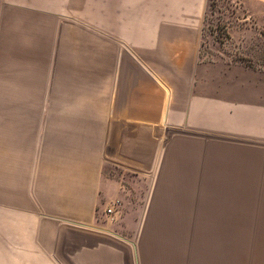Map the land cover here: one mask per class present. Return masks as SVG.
I'll return each mask as SVG.
<instances>
[{"label":"crops","instance_id":"crops-1","mask_svg":"<svg viewBox=\"0 0 264 264\" xmlns=\"http://www.w3.org/2000/svg\"><path fill=\"white\" fill-rule=\"evenodd\" d=\"M206 2L0 0V264H60V224L97 227L120 46L165 87L173 131L135 264H264V71L198 60Z\"/></svg>","mask_w":264,"mask_h":264},{"label":"water","instance_id":"water-1","mask_svg":"<svg viewBox=\"0 0 264 264\" xmlns=\"http://www.w3.org/2000/svg\"><path fill=\"white\" fill-rule=\"evenodd\" d=\"M250 18L249 14L238 17ZM215 49L229 57L226 50ZM166 97L158 79L126 46H120L102 149L104 163L144 173L154 171L164 143L161 122ZM125 242L92 227L64 221L57 231L54 255L60 264H135Z\"/></svg>","mask_w":264,"mask_h":264},{"label":"rangeland","instance_id":"rangeland-1","mask_svg":"<svg viewBox=\"0 0 264 264\" xmlns=\"http://www.w3.org/2000/svg\"><path fill=\"white\" fill-rule=\"evenodd\" d=\"M97 1H95L96 4ZM93 6V23L101 24V5ZM214 7L212 10L211 8ZM250 15V19L240 20L238 17ZM202 61H228L242 63L253 69L264 71V6L249 3L247 0H207L203 14L199 41ZM215 47L229 53V57L221 55ZM199 51V50H198ZM114 59L111 61V78ZM161 124L165 128V141L171 130L163 113ZM162 149V148H161ZM108 164V163H106ZM155 170V169H154ZM121 165H105L102 169L100 191L95 205L96 231L125 240L134 255L139 241L135 237V229L139 222L141 209L152 204L150 197L151 176ZM195 188H197L195 186ZM117 199L116 217L109 221L105 214L106 204ZM53 238L47 239L48 247L54 253ZM55 242V241H54ZM135 259V258H134Z\"/></svg>","mask_w":264,"mask_h":264},{"label":"built area","instance_id":"built-area-1","mask_svg":"<svg viewBox=\"0 0 264 264\" xmlns=\"http://www.w3.org/2000/svg\"><path fill=\"white\" fill-rule=\"evenodd\" d=\"M119 205V201L117 199L112 200L111 202L106 204L105 214L108 217L109 221H113L116 217V207Z\"/></svg>","mask_w":264,"mask_h":264},{"label":"trees","instance_id":"trees-1","mask_svg":"<svg viewBox=\"0 0 264 264\" xmlns=\"http://www.w3.org/2000/svg\"><path fill=\"white\" fill-rule=\"evenodd\" d=\"M213 8H214V7H212L211 9L214 10ZM202 57H203V53H202V51H200V47H199V51H198V60H199V61H202Z\"/></svg>","mask_w":264,"mask_h":264},{"label":"flooded vegetation","instance_id":"flooded-vegetation-1","mask_svg":"<svg viewBox=\"0 0 264 264\" xmlns=\"http://www.w3.org/2000/svg\"><path fill=\"white\" fill-rule=\"evenodd\" d=\"M106 166L108 165L109 166V164H105Z\"/></svg>","mask_w":264,"mask_h":264}]
</instances>
